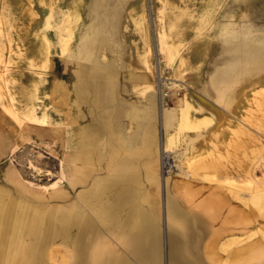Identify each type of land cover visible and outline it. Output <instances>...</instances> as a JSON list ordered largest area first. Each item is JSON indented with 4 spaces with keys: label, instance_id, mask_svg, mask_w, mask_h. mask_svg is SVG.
<instances>
[{
    "label": "rangeland",
    "instance_id": "obj_1",
    "mask_svg": "<svg viewBox=\"0 0 264 264\" xmlns=\"http://www.w3.org/2000/svg\"><path fill=\"white\" fill-rule=\"evenodd\" d=\"M95 1L0 0L2 213L18 214L21 223L29 212L61 216L64 207L81 205L78 195L95 178L108 174L116 151L137 171L158 173L154 191L146 185L145 192L155 196L159 264H169L168 228L181 227L168 220V194L208 221L206 242L216 246L211 264H264V0H127L133 2L106 7L116 15ZM132 7L145 14L144 39L129 18ZM241 45L250 48L242 52ZM96 64L115 73V98L91 113L81 108L79 119L72 87L79 65L87 71ZM133 71L147 75L139 89L132 87ZM114 106L122 111L110 129ZM103 118L110 130L95 139L99 156L82 161L86 181L72 184L78 129ZM164 154L173 164L166 174ZM19 229L7 239L0 223V264H76L58 238L34 247L35 257L44 250V260L31 261V236ZM108 241L104 257L144 264L117 239ZM251 241L260 243L248 254L223 259L225 246ZM182 249L171 246L170 257L174 250L189 264H207Z\"/></svg>",
    "mask_w": 264,
    "mask_h": 264
},
{
    "label": "crops",
    "instance_id": "obj_2",
    "mask_svg": "<svg viewBox=\"0 0 264 264\" xmlns=\"http://www.w3.org/2000/svg\"><path fill=\"white\" fill-rule=\"evenodd\" d=\"M114 1L96 0L93 5H102V9L106 13L111 10L110 14L116 15L118 10L115 7L114 9H107L106 7L114 4L128 5L133 2L124 0L119 3ZM81 67L79 65L78 79L73 84L70 100L74 108L75 105L79 107L76 115L79 119L84 113L83 107L91 113L99 102L109 104L115 98L117 82L116 75L110 66L96 64L89 67L87 71ZM136 68L141 69L142 67ZM130 73L129 78L133 83V88L135 85L137 87V84H140L138 87L142 83L145 85L147 75L144 72L136 71L134 73L133 71ZM137 73L138 76H136ZM140 75L143 77L138 78ZM138 87L137 89H139ZM81 108L83 109L81 110ZM121 111L117 106L111 107L108 116L112 122L110 129L117 127ZM165 116L167 118L169 114L166 113ZM127 117L130 124H134V111H128ZM106 121L107 119L103 118L100 122H94V126L90 128L81 126L78 129L77 151L73 154V159L79 165L72 167L70 179L72 184L86 181L82 176L83 167L80 164L83 160L89 162L91 158L99 156L95 147V139L100 132L109 134L110 129H107ZM146 142L148 143L147 148L152 153L150 147L152 137L146 135ZM110 157L108 174L95 178L91 187L78 195V201L81 202V205L79 203L70 204L63 208L61 216L55 218L29 212L25 223H21V220L9 228V231L5 229L4 237L7 239L13 237L15 229L19 228L22 230L21 234L30 235L31 240L28 244L30 250H26V252L27 255L33 256L31 258L33 262L43 261L45 254L42 250L41 258L35 257V255H39V251L34 247L37 245L47 246L50 241L58 238L63 240L64 247L73 250L72 254L76 264H103V262L105 264H128L126 263L128 258L114 255L106 258L102 255L101 246L113 244L108 241L109 239H117V243L125 245L130 254L144 264H159L161 239L157 224L156 206L154 205L155 196L153 193L147 194L145 192L146 185H149L154 191L158 183V173L152 169L146 172L137 171L129 157H119L116 151L112 152ZM85 208L86 210H84ZM166 214L169 222L181 225L179 230L171 226L168 228L167 260L169 259V264H171L170 248L173 245L190 246L193 259L196 258V255L198 258L195 260H203L207 264H211V261L215 259L216 246L213 242H206L207 237L211 234L208 221L198 213L187 209L177 197L170 194L166 198ZM16 215L15 217L18 219V214ZM259 243L258 241H251L237 246H225L223 259L226 261L241 258L250 252L251 245L256 246ZM152 248H154V252ZM69 256H71L70 252Z\"/></svg>",
    "mask_w": 264,
    "mask_h": 264
},
{
    "label": "bare ground",
    "instance_id": "obj_3",
    "mask_svg": "<svg viewBox=\"0 0 264 264\" xmlns=\"http://www.w3.org/2000/svg\"><path fill=\"white\" fill-rule=\"evenodd\" d=\"M23 1V0H22ZM102 6V5H101ZM76 8V7H75ZM127 8V7H126ZM136 8L132 7L130 10H129V18L130 20L132 21L133 25H134V29L138 32V34H140V37L142 39H144L145 37V31L146 29L144 27H142V25L144 24V17H145V14L143 11L141 12H136L135 11ZM111 11V10H110ZM124 13V12H123ZM125 26V25H124ZM250 46V45H249ZM252 47V46H251ZM250 47H247L246 45H241L238 47L239 51H245V50H249ZM255 49V48H253ZM260 50V49H259ZM139 51V50H138ZM261 51V50H260ZM139 54V53H138ZM244 56H241L240 57V60L242 61H245V58ZM255 63V62H254ZM143 63H142V60H141V56L140 54L138 55L137 57V60L135 62V67H139L142 66ZM259 66V65H257ZM101 69V68H100ZM103 69V68H102ZM108 70V69H107ZM131 74V73H130ZM107 75V74H106ZM136 76H138V73L136 74ZM142 75H140L138 78H140ZM143 77V76H142ZM133 78H134V75H133ZM123 79V78H122ZM137 79V78H135ZM139 82V80H138ZM145 82V81H144ZM132 83V82H131ZM133 84V83H132ZM144 85V83H142ZM141 84V86H143ZM135 85V84H134ZM138 85L140 84H137V87ZM136 85H135V88H137ZM142 88V87H141ZM66 97V96H65ZM64 101V100H63ZM136 111V110H135ZM168 146V145H167ZM167 178V176H163V180H165ZM146 201V200H145ZM4 215V216H3ZM139 218V217H138ZM50 220V219H49ZM18 219L17 217H15L14 215L10 214V213H5L3 214L1 212V208H0V223H2L5 227V229H7V231H9L11 228V224L13 223V225H15L16 223H18ZM55 222V221H54ZM49 223V222H48ZM54 226V225H53ZM9 229V230H8ZM51 238V237H50ZM183 247V251H185L188 255H190L191 258H193V254L192 252L190 251V249H188V247L186 245H182ZM153 252H154V248H152ZM178 253V252H177ZM174 250L171 251V264H189L188 261L182 259L181 257L178 256ZM203 261V260H202ZM111 264H116V263H111Z\"/></svg>",
    "mask_w": 264,
    "mask_h": 264
},
{
    "label": "built area",
    "instance_id": "obj_4",
    "mask_svg": "<svg viewBox=\"0 0 264 264\" xmlns=\"http://www.w3.org/2000/svg\"><path fill=\"white\" fill-rule=\"evenodd\" d=\"M173 168V164L170 161V158L168 155H163L162 156V171L164 174L168 173L171 169Z\"/></svg>",
    "mask_w": 264,
    "mask_h": 264
}]
</instances>
